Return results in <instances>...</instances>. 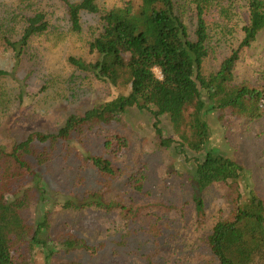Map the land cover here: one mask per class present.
I'll return each mask as SVG.
<instances>
[{
  "label": "trees",
  "instance_id": "16d2710c",
  "mask_svg": "<svg viewBox=\"0 0 264 264\" xmlns=\"http://www.w3.org/2000/svg\"><path fill=\"white\" fill-rule=\"evenodd\" d=\"M26 1L18 5L0 0V46L11 50L15 59L14 72L0 68V79L14 77L32 42L51 29V14L33 0ZM108 1L61 0L74 33L82 31L85 14L100 16L89 56H71L69 63L116 94L97 101L83 115H69L57 131L30 132L6 150L18 171L30 175L42 196L39 204L46 209L40 220L30 221L39 204L25 193L29 190L17 189L0 198V264H20L22 246L30 251L39 249L49 257L57 252L52 246L60 251L92 250L88 240L76 232L53 235L54 208H47L51 198L63 209L94 206L111 212L118 207L126 213L124 200L116 201L119 195L116 197L112 181L129 177L132 188L144 192L148 175L141 166L116 162L130 147V137L113 131L98 153L85 148L90 132L113 123L131 108L152 115L158 150L174 153L175 159L186 163L192 161L195 174L189 178L198 211L205 210L202 195L210 186L216 184L224 190V209L203 238L211 255L205 264H264V197L247 185L243 191L241 179L247 168L240 161L208 149L213 134L210 112L229 131H234L239 121L264 119V66L253 78L237 73L243 55L264 30V0H114L111 5ZM243 10L248 12L247 19ZM1 87L0 83V107L3 102L9 105ZM19 97L21 100L25 94ZM62 149L73 162L92 166L100 176L99 189L75 200L71 194L55 190L54 182L43 183L39 168L52 162ZM81 175L78 186L84 182ZM188 203L179 209L182 216H186L182 211L188 210ZM97 245L94 254L103 243ZM146 259V264H162L156 253L147 254Z\"/></svg>",
  "mask_w": 264,
  "mask_h": 264
},
{
  "label": "rangeland",
  "instance_id": "374dc122",
  "mask_svg": "<svg viewBox=\"0 0 264 264\" xmlns=\"http://www.w3.org/2000/svg\"><path fill=\"white\" fill-rule=\"evenodd\" d=\"M33 1L51 14L52 26L48 33L32 42L15 76L0 79L4 101L9 102L5 105L2 101L0 107V198L22 188L29 190L25 193L36 198L39 204L42 196L37 194L35 183L32 184L26 171H18L15 160L5 153L6 150L30 132L57 131L69 115H83L97 101L116 94V90L88 73L80 74L69 63L71 56H89V43L95 27L101 23L100 16L85 14L82 31L74 33L61 0ZM7 2L19 5L27 1ZM112 2L114 0H109L108 4ZM242 12L247 19L248 12ZM13 55L11 50L0 46V68L14 72ZM263 66L264 30L254 46L243 55L237 73L244 78H253L257 69ZM22 86L26 87L23 89ZM20 93L25 94V98L19 100ZM208 119L213 130L208 149L240 161L248 170L241 179L243 191L247 185L264 197V119L257 123L239 121L234 131L217 123L213 112ZM163 124L167 125L166 118ZM101 127L90 132L85 148L98 153L107 135L113 131L130 137V147L116 158V162L122 166H141L148 175L144 192H136L129 177L112 181L116 197L119 195L116 201L121 203L124 200V205L128 207L126 213L118 207L107 212L94 206L72 208L63 204V209L54 197L51 198L47 208H54L53 235L76 232L88 240L92 250L85 253L80 249L60 251V248L52 246L57 252L49 257L39 249L30 251L22 246L20 264L71 261L82 264H146V256L150 253H156L162 264H205L211 255L203 238L217 219L219 210L225 206L224 190L216 184L210 186L202 195L205 210L196 209L189 178L195 174V166L191 165L192 161L186 163L180 158L175 159L174 153L155 147V130L150 113L127 109L113 123ZM80 148L84 150L82 145ZM79 166L82 167L80 170L77 169ZM91 168L73 162L67 150L62 149L54 155L52 162L42 165L39 172L41 176L44 174L43 183L54 182L55 190L69 193L78 200L77 197L82 198L89 191L99 189L100 176ZM7 170L9 174H3ZM79 175L84 178V182H79L80 186L77 183ZM187 200L188 210L182 211L186 214L182 216L179 209ZM44 209L45 205L39 204L29 220H40ZM226 211L229 212V209L226 208ZM100 242L103 243L102 248L98 253H92Z\"/></svg>",
  "mask_w": 264,
  "mask_h": 264
},
{
  "label": "built area",
  "instance_id": "2783aa9c",
  "mask_svg": "<svg viewBox=\"0 0 264 264\" xmlns=\"http://www.w3.org/2000/svg\"><path fill=\"white\" fill-rule=\"evenodd\" d=\"M155 71L157 74H159L161 76V70L159 68H156Z\"/></svg>",
  "mask_w": 264,
  "mask_h": 264
}]
</instances>
